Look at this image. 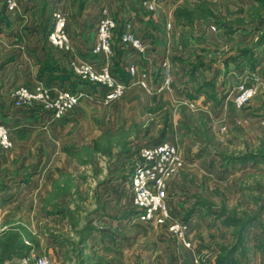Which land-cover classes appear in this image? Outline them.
<instances>
[{"label":"rangeland","instance_id":"1","mask_svg":"<svg viewBox=\"0 0 264 264\" xmlns=\"http://www.w3.org/2000/svg\"><path fill=\"white\" fill-rule=\"evenodd\" d=\"M16 2L10 10L0 0L2 57L12 52L13 27L30 41L42 34L47 45L55 12L68 20L86 11L97 25L107 9L118 23L113 49L120 43L129 58L117 55L122 72L115 73L110 60L112 76L126 85L115 99L79 82L86 96L59 120L40 108L20 110L36 116L34 129L26 122L10 133L24 139L33 132L34 140L0 151V264H264V71L256 74L264 62L253 61L264 53V0L172 1L163 40L175 47L157 59V76L145 62L161 35L142 18L153 17L158 0L154 11L138 0ZM122 28L144 52L122 42ZM164 61L171 81L159 89ZM241 86L254 90L242 109L234 103ZM164 141L182 160L167 182L170 218L142 222L131 179L143 149Z\"/></svg>","mask_w":264,"mask_h":264},{"label":"built area","instance_id":"2","mask_svg":"<svg viewBox=\"0 0 264 264\" xmlns=\"http://www.w3.org/2000/svg\"><path fill=\"white\" fill-rule=\"evenodd\" d=\"M10 10L17 7L16 0H7ZM147 10L156 9L157 0H138ZM118 23L110 16L108 10H104L97 24L96 42L92 53L94 61H85L72 58L69 61V69L74 78L80 83L102 86L107 90L106 99L112 100L121 96L126 85L116 82L112 76L110 60L114 55L113 43ZM214 29V28H213ZM49 43L63 55H71L73 46L67 32V19L61 12L53 14V28L49 34ZM122 42L139 52H144L143 43L131 35L130 31L122 35ZM103 58V60L101 59ZM131 75L136 69H128ZM163 83L159 89H164L170 84V70L167 61L163 62ZM145 86V83H142ZM86 96L83 88L61 89L52 91L44 85L30 89L20 87L14 92V105L25 109H38L48 112L53 118H61L69 111L77 107ZM254 96V90L241 86L234 98L237 108H244ZM14 147V140L9 128L0 123V149L9 152ZM142 162L137 165L131 179L134 206L140 211L139 219L142 222L155 221L163 224L170 218L167 207V182L181 168L182 160L178 148L174 143L164 141L147 146L141 153ZM178 229V227H176ZM27 264L28 260L25 259ZM36 264H48L45 259L38 260Z\"/></svg>","mask_w":264,"mask_h":264},{"label":"crops","instance_id":"3","mask_svg":"<svg viewBox=\"0 0 264 264\" xmlns=\"http://www.w3.org/2000/svg\"><path fill=\"white\" fill-rule=\"evenodd\" d=\"M59 1L61 4L64 5L66 0H58V2ZM158 1H159V8L157 9V12L153 15L152 17L153 19L152 18L150 19L149 15L144 16V18H142L144 27H146V30L148 32L152 33V30H153L152 27H155V29L159 30L160 35H161L160 40H158V42L153 43V45L151 46V49H152L151 51H153V54H150L151 59L149 57L148 60H146L145 62V68L150 69L156 76L158 75L156 73L158 72L157 59H159L160 55L162 56L166 52L167 54H170V51L174 49L175 47L174 42L166 43L163 40L165 33H168L167 29L168 31L170 30L168 26H170V24L172 23L170 20L173 14L169 8H171V2L174 0H158ZM127 6L128 4L127 2H125V8L126 9L131 8ZM35 11H36V8L31 7V10L29 8L27 15H30V13H34ZM133 15L137 16V13H133ZM67 18H68L67 32L70 36L72 46H73V53L71 55L61 54L57 49H55L49 43V41L47 42L48 43L47 45H44V43L41 41L43 35L40 33L38 34L35 33V35L33 36H35L36 40L30 41L29 37H26V36L22 37L18 34L20 32L18 26H16V28L13 27L14 31L12 30L13 31L12 41L10 42V44H8V48L11 49L12 52H10V54L6 57H2L1 56L2 52L0 53V113H2L3 115V121H4L3 124L7 125L9 130H11V128H13V130H16V129L20 130L21 128H23V125L24 126L26 125V122H27V125L24 128H28L29 132L33 131L34 129L33 127L35 124H33L32 122H34V120L36 119V116L31 115L30 113H22V111L20 110H24V111H28V110L25 108L16 107L14 105V95L13 94H14L15 88L24 82H26L27 85L30 87H35V85L37 84H41V85L46 84V78L41 79L39 76L40 75V63L46 57L51 55L56 64H58L59 66H63L69 71H70L69 61L72 58H77V59H81L85 61L95 60V56L93 55L92 50L96 42L97 25L95 23L91 24L90 21L88 22L87 20L88 15L86 11L80 12V14L77 13L75 15L73 14V12L70 14L68 13ZM197 27L198 26H196V28ZM52 28H53V16H52V25L48 29V33L52 31ZM150 33H148V35H150ZM21 49L24 51L22 52ZM125 49H126L125 46H121L120 43H117L114 45L113 62H114V59L117 58L118 52H122L121 61L128 60L129 53ZM254 55H255L254 56L255 58H253L254 59L253 61L255 63L258 61L260 64L261 60L262 62H264L262 59L264 58V53H258ZM262 66H263V63L261 64L260 67L258 66L256 68V74L258 75L259 78L263 76L264 69ZM56 74L59 75V72H57ZM199 77H200L199 73H196L195 76L193 77L196 83H202ZM72 81L65 82L64 84H62L60 81H55L52 84L51 88L52 89H61V87H63L64 89L65 88L66 89L81 88L78 85L79 84L78 80H76L73 77ZM151 90L152 92H156L154 91V89H151ZM10 96L12 99H10ZM6 97H8V99ZM27 114H30V115L28 116ZM56 120H59V119H56ZM32 133L30 134L31 135L30 137L28 136L27 138H24V139L23 138L14 139L11 133V136L14 140V147L16 143H21V142H25V143L27 142L28 145L32 144L34 140L33 139L34 135ZM31 140H32V143H31Z\"/></svg>","mask_w":264,"mask_h":264},{"label":"trees","instance_id":"4","mask_svg":"<svg viewBox=\"0 0 264 264\" xmlns=\"http://www.w3.org/2000/svg\"><path fill=\"white\" fill-rule=\"evenodd\" d=\"M124 31H125V29L122 28L121 31L119 32V37L122 36ZM121 53L122 52H118L117 55L120 56ZM114 64H115L114 73L116 72V70L122 72L120 62H118L117 58L115 59ZM42 65L43 66H42V69L40 70L39 76L41 79L46 78V86L47 87H51L55 81H60L62 84H64L65 82H71L72 81V77H73L72 72L68 71L69 73L66 72L67 74L64 73V71H66V70H63L62 72H60L59 67L54 62V59L51 55L46 57V60ZM57 72H59V75L56 74ZM72 83H73V81H72ZM97 264H101V263H97Z\"/></svg>","mask_w":264,"mask_h":264}]
</instances>
